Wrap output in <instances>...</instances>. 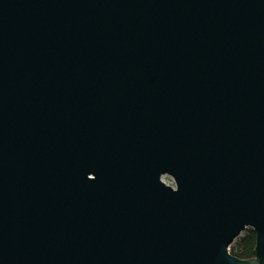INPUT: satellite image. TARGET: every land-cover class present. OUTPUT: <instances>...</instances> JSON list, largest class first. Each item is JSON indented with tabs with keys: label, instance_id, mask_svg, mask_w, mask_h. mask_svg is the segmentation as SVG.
Listing matches in <instances>:
<instances>
[{
	"label": "water",
	"instance_id": "95a60500",
	"mask_svg": "<svg viewBox=\"0 0 264 264\" xmlns=\"http://www.w3.org/2000/svg\"><path fill=\"white\" fill-rule=\"evenodd\" d=\"M0 264H264V0H0Z\"/></svg>",
	"mask_w": 264,
	"mask_h": 264
},
{
	"label": "trees",
	"instance_id": "16d2710c",
	"mask_svg": "<svg viewBox=\"0 0 264 264\" xmlns=\"http://www.w3.org/2000/svg\"><path fill=\"white\" fill-rule=\"evenodd\" d=\"M255 232L251 228H246L244 234L239 236L229 247L232 255L241 259L254 257Z\"/></svg>",
	"mask_w": 264,
	"mask_h": 264
},
{
	"label": "built area",
	"instance_id": "2783aa9c",
	"mask_svg": "<svg viewBox=\"0 0 264 264\" xmlns=\"http://www.w3.org/2000/svg\"><path fill=\"white\" fill-rule=\"evenodd\" d=\"M163 180H165V178H163ZM165 182H166V183H168V184H172V181H171V179H168V181H167V180H165Z\"/></svg>",
	"mask_w": 264,
	"mask_h": 264
},
{
	"label": "rangeland",
	"instance_id": "374dc122",
	"mask_svg": "<svg viewBox=\"0 0 264 264\" xmlns=\"http://www.w3.org/2000/svg\"><path fill=\"white\" fill-rule=\"evenodd\" d=\"M165 180H167V181H168V179H167V178H165ZM243 234H244V231L242 232V234H241V235H243ZM241 235H240V236H241Z\"/></svg>",
	"mask_w": 264,
	"mask_h": 264
}]
</instances>
